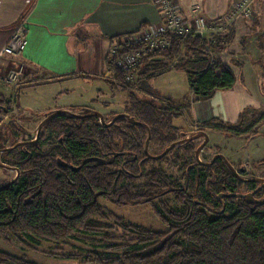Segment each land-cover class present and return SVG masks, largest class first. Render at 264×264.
<instances>
[{"label": "trees", "instance_id": "obj_1", "mask_svg": "<svg viewBox=\"0 0 264 264\" xmlns=\"http://www.w3.org/2000/svg\"><path fill=\"white\" fill-rule=\"evenodd\" d=\"M234 37V29L224 37L207 39L168 33V47L143 59L134 83L126 82L107 57V83L111 90L115 86L126 93L130 103L121 114L148 127L149 148L160 147V154L178 139L182 127L175 120L184 113L190 116L193 102L234 88L236 77L229 64L210 56L228 51ZM132 51L120 47L118 55ZM168 69L186 76L190 92L184 104L162 98L164 106L158 109L140 100L137 91L153 95L147 82ZM261 89L264 95V83ZM10 105L1 99L0 115L11 110ZM90 111L95 110L82 108L79 117L61 114L43 124L38 142L19 159L20 177L0 191V238L32 244L82 240L91 245L89 249L62 257L79 264H264V205L236 199L221 204L216 196L239 186L223 163L217 161L211 170L196 164L194 143L177 147L160 160L146 159V129L126 119L106 126L120 113L102 114L101 123L88 116ZM251 111L255 110L242 113L234 125L213 121L197 126L248 135L264 120L263 112L247 124ZM256 134L253 131L250 138ZM57 160L69 168L59 167ZM162 163L180 176L168 175ZM100 199L118 207L149 204L166 231L127 223L101 206ZM0 264L35 263L0 250Z\"/></svg>", "mask_w": 264, "mask_h": 264}, {"label": "crops", "instance_id": "obj_2", "mask_svg": "<svg viewBox=\"0 0 264 264\" xmlns=\"http://www.w3.org/2000/svg\"><path fill=\"white\" fill-rule=\"evenodd\" d=\"M176 1L185 17H191L199 8L209 20L229 15L242 1H251L252 18L238 19L228 51L216 56L229 64L236 77L234 88L216 91L210 99L190 106L193 128L213 121L234 125L246 108H261L247 98L246 89L254 91V86L247 79L243 84L241 81L245 71L254 74L253 65L264 75V0ZM22 20L27 27L26 46L20 57H0V75L19 66H23L24 75L14 86L0 85L15 90L59 86L62 93L69 92L72 89L69 85L77 82L107 83L110 72L106 60L110 49L141 27L160 23L151 0H0V50ZM31 79L40 82L21 86ZM1 99L12 103V98L0 90ZM82 105L47 107L42 114L77 111L87 106Z\"/></svg>", "mask_w": 264, "mask_h": 264}, {"label": "rangeland", "instance_id": "obj_3", "mask_svg": "<svg viewBox=\"0 0 264 264\" xmlns=\"http://www.w3.org/2000/svg\"><path fill=\"white\" fill-rule=\"evenodd\" d=\"M253 67L256 69L254 74L252 75L250 74L251 72L249 73L245 71L242 76L241 72L242 81H240L243 84V80L245 81V79H247L248 83H251V85L254 86V91H248L246 89V92L249 95L247 98L254 103V106H256L255 103H257L258 105H261V108L256 109L254 112H250L253 113L254 117H251L250 113L246 116L245 121L247 124L251 123L255 117H258L264 112V107H262L264 105V95L261 89V83H264V75L256 66L253 65ZM38 82L40 81L37 79H31L21 86ZM69 86H71L70 88L72 89L69 92L62 93V88L59 86L38 85L37 87H21L23 89L15 90L14 87L0 85V90L8 97L12 98V103L10 105L12 114L8 119L19 122L20 127L27 132L26 134H32L34 136L38 124L47 115L52 113L42 114V110H45L44 108L47 107H74L80 106V104H87L84 108L90 107L101 114H107L110 112L121 114L125 107L128 108L130 106L127 94L120 92L115 86H113L114 90H111L109 84L106 82L100 83L99 80H89L86 82L82 81L70 84ZM146 86L153 95L137 91L138 98L146 102H152L158 109H162L164 106L162 98H171L175 101V104L182 105L184 104V98L187 97L190 92L184 72L176 69L165 70L160 75L147 82ZM253 109H255V107L246 108V111ZM73 112H75V114L79 113L78 110ZM0 116L2 117V120H5L4 116ZM192 124V120L188 113H184L182 117L175 120V125L182 127V130H186V132H190ZM253 131H256L257 136L250 139ZM253 131L248 135L235 136L229 132L207 129L206 134L208 136V143L205 147L206 152L199 156L200 161L208 162L212 155L216 152H220V155H222L230 165L234 166L236 170L239 166L245 169L246 174L244 177L263 178L264 120L258 124ZM0 134L4 137V141L0 143V145H3L4 147H11L16 140L24 139V135L18 133L17 139L14 141L2 126H0ZM201 141V139H198L195 142L196 144H200ZM160 150V147H153L150 148V153L152 155H157ZM2 161L4 160L2 159ZM160 165L168 175L174 177L180 176V173L175 168L170 170L165 163ZM14 176L15 174L13 172L0 170V186L11 181ZM260 197L262 199L263 195ZM98 202L101 206L106 207L114 216L123 219L127 223L154 232L166 231L164 225L152 212L149 204L118 207L102 199ZM90 246L89 243L82 240H68L56 244L45 242L32 244L26 241L22 243L16 240L5 241L0 238L1 251L25 258L35 264H79L78 261L66 260L62 257L76 254L80 249L87 250Z\"/></svg>", "mask_w": 264, "mask_h": 264}, {"label": "built area", "instance_id": "obj_4", "mask_svg": "<svg viewBox=\"0 0 264 264\" xmlns=\"http://www.w3.org/2000/svg\"><path fill=\"white\" fill-rule=\"evenodd\" d=\"M151 2L158 10L160 23L141 27L115 44L109 52V62L124 74L128 83H134L136 80L135 71L143 59L151 54L161 53L168 47L169 41L166 39L168 33L180 37L193 35L200 39L221 38L234 29L238 19L252 18L251 1H242L229 15L212 20L207 19L199 8L193 11L191 17H185L176 0H151ZM26 33V22L22 20L0 50V57L22 56L26 46ZM120 47L133 48V51L118 55ZM221 53H210V56L214 58ZM23 75V66L13 68L0 75V83L5 86H14Z\"/></svg>", "mask_w": 264, "mask_h": 264}, {"label": "flooded vegetation", "instance_id": "obj_5", "mask_svg": "<svg viewBox=\"0 0 264 264\" xmlns=\"http://www.w3.org/2000/svg\"><path fill=\"white\" fill-rule=\"evenodd\" d=\"M0 111H2L1 108H0ZM11 114H12L11 113V110L8 109L7 110V113L4 115L5 120H2L1 119L2 117L0 116V126H2L9 133V136L14 141L17 139V134L18 133H22L24 135V139L23 140H16V142L14 143V145L11 146V147H4V146L2 147L0 145V170L10 171V172H13L15 174L14 178L11 181L4 183L2 186H0V188L3 187V186H5V185H7V184H9V183H11L14 180L15 181L13 183H15L18 180V178L20 177L19 159L22 158V157H24V154H27L28 155L29 149H31L32 145H34L36 142H38V140L40 139V134H41V131H40L39 134H36L37 130H36L34 136L32 134H26L27 132L24 131V129H22V127H20L19 122H15L12 119H8V118H10ZM44 119L42 121H44ZM39 124H38V126H39ZM42 128H43V126H42ZM42 128H41V130H42ZM206 130L207 129L202 128V127H199V126H196L194 128L192 126L190 132H186V130L185 131L182 130L180 132V134H179L178 139L174 143H180V142H182V141H184L186 139L192 138L193 136H195L196 134H199V133H206ZM256 136H257V134H256ZM0 137H2V136H0ZM147 138H148V135H147ZM198 139H201L202 140L200 144H196V142H195ZM198 139L190 140L187 143L178 144L176 147H174L172 150H170L164 157H166L167 155H169V153H171L177 147L184 146V145H187V144H190V143H192V144L194 143L195 146H196V149L193 152V158H194L196 164L200 165L202 168H207V169L211 170L212 167H213V165L217 161H220L229 170V172L232 174V176L234 177V179L236 181H238V183H239V186H237L236 189L230 190V191H228L226 193H220L219 195L216 196V198L221 202V204L223 206L226 205L225 204L226 203L225 200H227V199L242 200V201H244L245 203H247L249 205L263 206L264 204L263 205H258L257 202H261V201L264 200V182L261 181V180H264V177L263 178H261V177H250V178H246V177H244L245 174H246L245 173V169L243 167H240V166L236 170L235 167L231 165V167L233 168L234 171L231 170L229 168V166L225 163V161L220 157V156H222V155H220V152H216L214 155H212L210 157V160L208 162H202V161H200L199 156L202 153L206 152V150H205L206 145L200 150L198 156L196 157V150L204 142V138H198ZM250 139H253V138H250ZM149 140H150V138H149ZM59 141L61 142V139ZM166 149H164L160 154L158 153L157 155H152L150 153L149 141H148V150L147 151H148V155L149 156H159ZM144 153H145V148H144ZM29 154H30V152H29ZM145 156H146V159L154 160V159L149 158L146 155V153H145ZM164 157H162V158H164ZM215 157H218V158L210 166H207V164H210L211 161ZM162 158H160V159H162ZM2 159L4 161H2ZM160 159H158V160H160ZM57 161H56V163H57ZM154 161H156V160H154ZM61 168H63V167H61ZM65 168H69V166L67 165ZM71 168H73V167H70V169ZM71 171H72V169H71ZM73 172H77V171H73ZM13 183H11V184H13ZM246 195H250V200L251 201H254V202L248 203L247 200H246V198H244V196H246ZM261 195H263V198L262 199L260 197ZM198 204H200V203H198Z\"/></svg>", "mask_w": 264, "mask_h": 264}, {"label": "water", "instance_id": "obj_6", "mask_svg": "<svg viewBox=\"0 0 264 264\" xmlns=\"http://www.w3.org/2000/svg\"><path fill=\"white\" fill-rule=\"evenodd\" d=\"M61 114H67V115H71V116H76V117H79L78 115H76V114H74V113H72V112H70V111H63V110H57V111H54L53 113H51L50 115H48L45 119H44V121H42L40 124H39V126L37 127V132H36V134H39L40 133V131H41V128H42V126H43V124L46 122V121H48L50 118H52V117H54V116H57V115H61ZM88 116L89 117H97V118H99V120H100V122L101 123H104V118H103V115L101 114V113H99V112H96V111H90V113L88 114ZM120 119H126L131 125H134V126H140V127H142V128H144V129H146L147 131H148V138H147V140H146V142H145V153H146V155L149 157V158H151V159H154V160H158V159H160V158H162V157H164L170 150H172L174 147H176L178 144H183V143H187V142H189L190 140H194V139H198V138H204V142L202 143V145L196 150V157L198 156V154H199V152H200V150L208 143V136L206 135V133H199V134H196L195 136H193L192 138H189V139H186V140H184V141H182V142H180V143H173V144H171L161 155H159V156H149L148 155V141H149V138H150V132H149V130H148V127L146 126V125H144V124H142V123H139V122H137V121H135L133 118H130L128 115H126V114H117V115H115L113 118H112V120L108 123V124H106V126H111V125H113L116 121H118V120H120ZM219 157V156H218ZM218 157H215L212 161H211V163L210 164H207V166H210ZM224 161H225V163L229 166V168L231 169V170H233V168L231 167V165L226 161V159L224 158V157H222V156H220ZM57 163H58V166H60V167H63V168H65L67 165L64 163V162H62V161H60V160H58L57 161ZM72 169V171H78L79 169L78 168H71ZM234 171V170H233ZM15 181V180H14ZM14 181H12L11 183H13ZM261 181H263L264 182V180H261ZM11 183H9V184H7V185H5V186H3V187H1L0 188V190L1 189H4V188H6L7 186H9ZM242 197V196H241ZM244 198H246V200H247V202L248 203H251V202H254V201H251L250 200V195H246V196H244ZM257 204L258 205H263L264 204V200L263 201H261V202H257Z\"/></svg>", "mask_w": 264, "mask_h": 264}]
</instances>
